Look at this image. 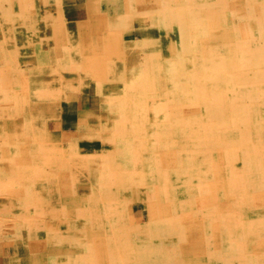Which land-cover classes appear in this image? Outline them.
<instances>
[{
  "label": "bare ground",
  "instance_id": "bare-ground-1",
  "mask_svg": "<svg viewBox=\"0 0 264 264\" xmlns=\"http://www.w3.org/2000/svg\"><path fill=\"white\" fill-rule=\"evenodd\" d=\"M0 264H264V0H0Z\"/></svg>",
  "mask_w": 264,
  "mask_h": 264
},
{
  "label": "rangeland",
  "instance_id": "rangeland-1",
  "mask_svg": "<svg viewBox=\"0 0 264 264\" xmlns=\"http://www.w3.org/2000/svg\"><path fill=\"white\" fill-rule=\"evenodd\" d=\"M85 98L83 97V100H85ZM62 105L65 106L66 104L63 103ZM75 106H76L75 101L70 102L68 110H70V108H71L72 111H73V107L75 108ZM65 119H66V117L64 116L63 119H61V121L66 123L68 119H66V120ZM55 126L56 127H54V128H61L60 124H57ZM83 145H84V148L81 149V153H85V154H88V153L89 154H94L96 152L101 151V149L109 148L108 146H102L101 142L98 139H93L91 141L85 142ZM134 207H135V210H138V211L135 212V214L137 215L136 217L139 218L141 216V213H142V210H140L141 206H139V208H137L138 206H134ZM6 253H7V250H6ZM10 253L11 252H9V254ZM6 261H7V259H6Z\"/></svg>",
  "mask_w": 264,
  "mask_h": 264
}]
</instances>
